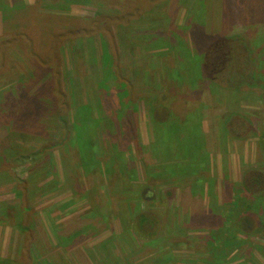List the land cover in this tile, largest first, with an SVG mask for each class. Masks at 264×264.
Instances as JSON below:
<instances>
[{"label":"rangeland","instance_id":"374dc122","mask_svg":"<svg viewBox=\"0 0 264 264\" xmlns=\"http://www.w3.org/2000/svg\"><path fill=\"white\" fill-rule=\"evenodd\" d=\"M135 1L0 0V44L14 42L0 75V264H264V201L251 211L241 193L251 166L264 176L263 93L221 95L201 69L208 41L247 33L264 76V0H156L89 34ZM25 31L59 74L29 60ZM231 115L247 118L235 137ZM140 209L162 214L148 240L133 230Z\"/></svg>","mask_w":264,"mask_h":264},{"label":"trees","instance_id":"16d2710c","mask_svg":"<svg viewBox=\"0 0 264 264\" xmlns=\"http://www.w3.org/2000/svg\"><path fill=\"white\" fill-rule=\"evenodd\" d=\"M142 2H139L136 0L135 2L139 3L140 6L137 8H133L130 11H127L124 15L121 17L113 16H102V15H96V18L92 21V26L90 33L86 29H78L73 33H67L68 35H78L83 34L87 35L92 33L100 32L102 29L110 28L113 24H115L117 21H122L121 18H125L129 16L130 18L136 17L139 18L140 16L148 13V11L153 7L156 0H140ZM192 5L194 8L198 6L199 0H191ZM128 21V20H127ZM128 24V23H126ZM24 36V37H23ZM23 37V38H22ZM16 41H22L24 43L23 49L27 50L29 60H37L39 65H41V68H45L49 65H52L54 67V73L59 74V69L61 66V62H59V58L57 55H54L53 57H45L40 54H35L34 48H35V40L30 38L28 32H23L21 36L18 38H15ZM252 42L249 40V36L247 33L240 34V36L234 37V38H218L216 41H208L207 45L203 49V52L201 54V69L203 71L204 79L212 86L220 90L221 95H223V92H229L232 96L237 95L238 93L242 92L245 88H257L260 90L262 96H260V100L264 104V76H258L255 74V63H254V55H255V46L256 41L251 39ZM10 43H13V41H7L4 43H1L0 46H2L3 52L0 54V75L5 76V74H8L5 71H8L10 69V63L8 61V47L7 45H10ZM4 44V45H3ZM263 46L264 50V38L263 41L260 43ZM254 46V47H252ZM254 50V52H253ZM9 51V50H8ZM189 56V54L185 55V59ZM27 57V58H28ZM97 60V58H96ZM185 61V60H184ZM4 72V73H3ZM65 94H62L60 96L61 103H64V106L67 105V101ZM227 97V96H226ZM227 98H224L222 107H224L227 104ZM85 106V105H84ZM84 109V108H82ZM81 109V111H82ZM89 108L85 106L84 112H86ZM78 111V109H77ZM76 114L73 112V115ZM80 114V113H79ZM87 114V113H86ZM86 114H84V118L86 120ZM244 116L242 115H236V116H229V118L223 122V130L224 132L230 134L231 136L235 137V134L237 133V129L239 127H242L243 124L246 122ZM80 120V117H78ZM92 119V116H91ZM247 119V118H246ZM70 118L68 119V121ZM67 122V121H66ZM247 123V122H246ZM78 125H82L81 120L79 123H72L69 128H67L68 133H73L77 135L80 130ZM179 126H182V124H179ZM184 127V126H183ZM240 136V135H239ZM67 136H65L66 140ZM71 142L74 143L73 137H71ZM69 143V138H68ZM64 145L65 142H63ZM68 147V150L70 151V147ZM72 154V151H70ZM73 155V154H72ZM65 164V162H64ZM257 166V165H256ZM255 166V167H256ZM254 166H251L250 169H248V172H251L252 174L249 175L250 178H246V180L243 179L242 181V187H241V193L243 195V192L249 193V201L247 203L248 207H251L252 210H256L258 206L257 199L259 201H264V176H261L257 174L258 171H261V169H255ZM101 172L100 169H94L93 172ZM104 174L103 172H101ZM263 172L261 171V174ZM251 186V187H250ZM256 189V193L253 192V190ZM242 200H240L241 202ZM254 201V202H253ZM253 202V205H250ZM244 203V202H243ZM246 204V203H244ZM162 215L161 213H153L152 211H149L147 209H140L134 213L133 217V230L136 233L139 238L148 240L149 238L155 236V233L152 230V224L157 223L159 220L158 217ZM162 219V218H161ZM160 223V222H159ZM257 227L256 229V235H259L264 239V219L259 222L257 220ZM237 241H225L224 244L226 246L233 245ZM63 243H60L59 246H62ZM214 245V244H213ZM216 256L221 257L220 250L218 246H213Z\"/></svg>","mask_w":264,"mask_h":264}]
</instances>
